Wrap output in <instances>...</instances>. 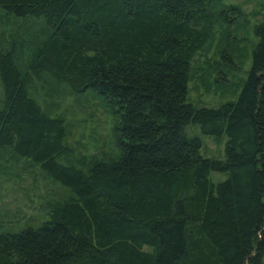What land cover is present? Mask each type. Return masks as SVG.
<instances>
[{
  "label": "trees",
  "instance_id": "1",
  "mask_svg": "<svg viewBox=\"0 0 264 264\" xmlns=\"http://www.w3.org/2000/svg\"><path fill=\"white\" fill-rule=\"evenodd\" d=\"M218 1L0 0V151L70 192L37 226L0 225V264H264V18L235 100L186 98L194 54L236 16ZM59 87L116 113L115 158L67 144L36 100ZM189 124L226 136L222 159Z\"/></svg>",
  "mask_w": 264,
  "mask_h": 264
},
{
  "label": "rangeland",
  "instance_id": "2",
  "mask_svg": "<svg viewBox=\"0 0 264 264\" xmlns=\"http://www.w3.org/2000/svg\"><path fill=\"white\" fill-rule=\"evenodd\" d=\"M219 13L235 14L232 23L218 19L211 36L197 51L189 66L187 101L195 107H217L235 100L250 65L255 43L253 26L264 18V0H219ZM35 87L39 89L38 83ZM51 98L38 90L40 107L49 115L63 117L68 128L67 144L97 159H112L119 152L114 127L117 115L96 93L68 95L62 87ZM44 98V102H42ZM0 106L2 88L0 85ZM187 135L200 138L199 154L223 158L226 136L203 134L198 125H187ZM212 182L224 179L217 172L209 174ZM65 187L53 181L30 159L12 158L10 150L0 151V225L15 232L26 225L37 226L47 218V203L69 195Z\"/></svg>",
  "mask_w": 264,
  "mask_h": 264
}]
</instances>
